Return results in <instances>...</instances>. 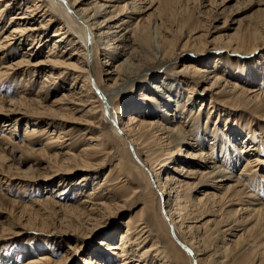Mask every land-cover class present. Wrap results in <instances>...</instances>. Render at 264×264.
<instances>
[{
    "label": "bare ground",
    "instance_id": "6f19581e",
    "mask_svg": "<svg viewBox=\"0 0 264 264\" xmlns=\"http://www.w3.org/2000/svg\"><path fill=\"white\" fill-rule=\"evenodd\" d=\"M84 1L0 0V80H15L17 76L25 75L26 70L24 66L31 63L29 59L24 58V55L16 61H10L9 63L5 61L9 51L11 52L13 47L16 46L14 44L17 41L19 45L21 40L29 39L31 42L30 45L34 44L33 47L28 46V50H31L28 56L32 54V49H34L35 45L39 48L48 41L47 46L50 48L47 51L48 55H46V58H40L35 60V63L33 62L34 66L48 68L39 86L40 89L36 92H31L27 88L24 89L28 86L26 83L21 91L22 96H20L18 103L40 102L42 99H46L52 85L54 86L53 91L62 87L63 83H65L64 81L69 77L73 82L80 80L82 85L79 88V92H74V96L77 99L73 97L74 100H79L80 102L76 101L69 106L66 105V107L60 106L58 109L48 108L47 110L55 116H62V114L69 116L71 115V111L83 112L80 117L83 120L84 116L87 117L85 121L89 125V130H98L97 134L91 133L92 135L86 138L87 134L84 132L80 133L78 131L76 135H73V127L70 129L55 130L54 128V130H50L49 127L53 128L52 124L54 122L46 121L43 118L33 120V124L29 126H27L28 122H26L23 136L28 141V145L34 144V137L43 136L46 140L45 145H48V147L56 151L53 155L56 156L57 170L61 171V168L65 167L66 169H62L63 171L61 173H64V171L67 173L78 168V170L86 172L80 178L82 181L85 180V183L92 181V187L85 193L86 198L84 200L81 201L78 199L77 205L73 207L63 204L59 205L68 213L65 215L67 217L66 219L78 225L88 223L100 216L103 210L107 212L120 210L131 201V198L139 196L143 191L139 187L133 186V175L125 173V169L121 166V160L114 165H117L116 168L118 169L114 171L116 168H109L101 180L96 179L95 173L97 172L89 174L90 171L94 170L93 168L100 164L102 166L103 162L106 160L109 161L112 156L110 154L111 151L108 150L110 135H108L109 133L106 135L104 131H101V129L106 127L108 132L116 135L120 142L128 146L130 145L136 151L138 150L137 153L139 155L142 154V160L140 159L139 162L144 165L148 173L149 171L152 173L154 180L152 187L148 185L146 187L149 192L154 189L158 193L160 201L164 194H169L168 201L164 203L167 210L161 211V217L168 229H171L172 226L179 238L180 235L178 233L180 232L178 231L184 222H190L189 220L191 219H196L204 213L213 211L211 209L216 206L219 212L226 213L220 219L221 223L226 221V225H230V223L234 222L237 223V229L240 226H242V229H246L249 225L247 230H256L255 235L254 233L250 234V239L255 242L257 249L260 251L259 253L264 254V247L260 248L264 245V202L252 192L254 191L253 181L255 183V176L260 175L256 179L258 183L260 181L258 180L259 178H264V171H260L264 169V155L262 154L264 150V144H262L264 139V88L260 86L253 88L249 85V82L245 83L246 85H240L238 82H230L227 78H223L221 73L209 76V73L212 74L211 71L207 72L204 68L197 67L199 64L198 61L195 64L192 61L185 62L179 71H174V79L169 80L172 78L170 77L171 74L168 78L165 74L160 75V72L166 70V64L174 63L181 54L188 53L187 46L191 45L186 41V43H182L174 49L172 44L175 36L172 34V39H168L162 34L163 32L169 33L168 28L164 29L162 20L158 26L156 25L155 29L161 44L158 46L159 48L156 47L155 52H151L152 58L146 62L147 58L143 57L139 50L140 48L138 50L137 48L139 46H145V43H148L147 46L153 47V44H151L152 41L150 42V38H152V27H150V21L147 22L153 14L149 13L147 17H144L143 14H145L146 10L153 9L154 7L153 12L159 13L167 7L170 0H131V7H129L128 3L105 5V3L100 4L98 2H93L91 5L84 7ZM31 5L33 8H30ZM108 7H112L113 9L108 11ZM13 8L21 10L8 14ZM129 8L131 9L128 12L129 14L135 12L138 16H141V18H138L132 24L128 19L133 18V16L128 13L127 16L125 13ZM35 11L37 14L41 11V16L47 14V16H43L38 25L37 20L35 21V17L37 16V14H34ZM53 17L55 18L53 22L58 20L60 23L57 24V28L51 34L54 38L49 44L51 39L47 38V34H45L46 30L43 27H46ZM102 17L105 18L100 20ZM5 19L9 20L7 21ZM10 20H12L11 23H9ZM31 20H34L35 23H30ZM7 22L11 25L9 29L5 27ZM246 28L243 31L239 29L240 31H237L235 36H231L230 41L224 43L227 52L244 55L253 54L258 42L264 40V32L259 27L250 26ZM63 43L64 45L60 47ZM70 45L74 47L70 49L72 51L69 53L68 58L65 60L60 59L63 56V52ZM191 47L194 48V52L198 53L199 56L203 55L202 45L195 46L193 44ZM56 48H59L60 55L54 54L57 52L55 50ZM97 53L104 55L105 60L102 64L105 67L107 79L112 80V84H109L110 87L108 88H103V84L99 78L91 75V70L87 63L88 57H94V63L96 64ZM33 54L38 55V49ZM123 56L125 59L119 64L114 65ZM157 62L163 63L158 64ZM44 63L48 65L45 66L43 65ZM111 67H113L112 70ZM126 67H129L127 72H125ZM144 74L152 79L155 75L159 74L161 79L165 77L164 80L167 78L169 81H177L186 88V92H188L187 98L182 103L178 102L176 104L172 103L174 101L173 98H170L172 102H169V98V100L163 99L165 102L162 104V101L155 96L156 92L151 93V87L146 89V87L142 86L139 95H137L139 96L137 97L138 99H134L133 97L134 100L132 102L134 101L144 108H152L148 111L147 109L138 110L137 114L131 112L122 121L121 114L127 113L131 108L129 105H127V108H124V105L120 103L121 101L118 102V90L116 86L119 83V85L128 83L134 86L137 82H145V78L141 79V76ZM57 78L58 80H63L61 84H56ZM22 79H24L23 76H21L19 84ZM164 80L156 81L152 83V86L153 89L158 88L168 93L167 97H169L173 81L165 83ZM91 81L94 82L91 83ZM202 82L206 83L207 86L203 88L202 92L200 91L203 96L199 103L203 104L205 98L208 99V102H206L208 108L206 117L204 120H201L203 121L201 122L202 124H199L201 107L194 111L193 109L196 107L194 104L195 85ZM212 89L216 91L214 92ZM209 90H211V93L208 98L204 94ZM25 93L34 94V99L28 98L25 96ZM62 96L54 100V102L59 104L67 97L65 94H62ZM158 96L160 97V95ZM193 97L194 99H192ZM12 102L14 104L16 103L12 100L9 103L11 104ZM152 103L156 104V106L157 104H162V107H165V105H168V107L169 105H173L175 108L170 109L172 112H169L167 110L168 108L158 110L151 105ZM88 104H90V107L85 110ZM1 108L2 106L0 105ZM7 110L11 112L10 108ZM179 112L181 113L180 119L182 118V114H186L185 119L173 121V118L175 119ZM215 113H217V117H213ZM105 114H108V117ZM221 115L224 116L222 117ZM241 115L245 116L241 117ZM9 116L7 117L10 118ZM104 117L109 122L106 123L103 120ZM221 118H223L224 129L230 124L233 126V124L239 123L236 125L244 124L242 127H245L248 132L242 137H239L240 134L237 132L228 131L225 134L221 129L222 127L216 123L218 119L221 122ZM236 119L237 122L235 121ZM18 121L19 118H15L14 126ZM253 121L255 122L254 124H252ZM213 122L214 125L212 124ZM10 124L7 125L10 126ZM62 124L60 126H64ZM211 124L213 127L211 126L212 128H209ZM255 125L260 130L259 133H256ZM251 132L252 134H250ZM253 132L258 134L257 143L253 141ZM62 134L69 135L70 137L71 135L72 137L76 136L80 139L86 138L85 141L87 143L82 144L83 146L77 153L72 152V148H75V144L79 139L73 140L71 143H65V141H59V138H63ZM187 139L189 140L187 141ZM66 146L71 148L70 151L66 150ZM177 151H180V154L185 152L182 155L185 158L189 157L191 160L187 162L188 165H184V163L180 164L181 171H184L185 174L194 173L199 175V184L210 181L213 188L220 192L215 193L214 190L204 193L202 197L195 196L193 198L189 188L192 184L188 181L184 182L180 180L179 177L175 178V176H170V173L164 176L165 171L162 173L164 166L172 162L173 156ZM245 152L250 155H246L243 158ZM217 158L220 159L219 162L216 161ZM240 159L244 160L240 164L241 169L239 173L235 174L234 169ZM221 162L222 164H218ZM190 167L194 168L190 169ZM166 168L169 167L166 166ZM81 180L79 182L80 188L77 187L75 189L77 197L83 191L80 185ZM197 183L196 186H198ZM129 187L130 189L127 190ZM119 190H124L123 196L119 197L117 194ZM175 198L178 199L177 202ZM35 203L39 205V209H46L51 202L46 197L45 201H38L37 199ZM52 203L53 205H58L55 201ZM162 206L163 204L160 205L161 208ZM224 206L237 207L226 210ZM182 210L183 212H181ZM193 213L197 215L193 216ZM236 214L237 218H234ZM141 215L140 219L137 220L134 216L130 215L124 221V229L118 231L116 242L104 244L102 242L104 240L100 239L99 242L103 244L100 250L101 253H94L92 257L84 258V262L86 264H151L152 262H148L147 257L150 256L151 258V256H155L158 264H177V261L172 255L179 253L177 246L170 247V250H168L165 245L160 244L159 238H156L151 241L148 247H145V242L149 241V239L147 240V236L151 232L148 223L143 217L141 218ZM229 218H231L230 221H228ZM186 227H188L186 233L180 230L184 235L191 232V229L194 228L190 225ZM235 228L233 224L224 230H219L220 233H223L221 240L226 235L233 234ZM84 233L87 234L88 232L84 231ZM145 233H148V235L144 236ZM192 233L189 236L187 235L189 239L184 236V239L180 238L179 240L182 244L186 245L182 254L187 259V264H220L217 262L211 263V258L209 260L206 258L205 262H203L204 260L199 257L201 249L197 248L198 246L195 245V241H192L193 239L190 240L191 237L196 238L199 234L193 235ZM172 235L174 236V234ZM168 236L169 238L171 237L170 235ZM209 236L210 234L206 237L209 238ZM244 238L246 237L243 234L240 235L234 245H239ZM203 240H206V238ZM169 242L171 246L172 244L177 245L172 237ZM209 244L207 242L204 249L209 247ZM242 248L240 247V249ZM108 250L112 252L111 255L105 253ZM243 253H246L245 250L229 257L231 264H245L244 261L249 257H244ZM112 257L116 258V260H112ZM67 260H69V257H63L60 261L55 262L46 259L43 264H49L50 262L51 264H60ZM115 261L118 263H115ZM40 262L42 263V261Z\"/></svg>",
    "mask_w": 264,
    "mask_h": 264
},
{
    "label": "rangeland",
    "instance_id": "374dc122",
    "mask_svg": "<svg viewBox=\"0 0 264 264\" xmlns=\"http://www.w3.org/2000/svg\"><path fill=\"white\" fill-rule=\"evenodd\" d=\"M93 2H98L100 4L105 3V5H121L123 3H128L129 7H131V0H85L83 3L84 7L91 5ZM30 8H33V6L31 5ZM154 8L146 10L145 14H143L144 17H147L149 13L153 14L147 21H150V27H152V38H150V42L152 41L151 44H153V47L147 46L148 43H145V46H139L137 48V50L140 48L139 50L143 57L147 58L146 62L150 61L152 58L151 52H155L156 47L159 48L158 46L161 44L160 38L155 32L156 25L158 26L161 20L163 21L162 25L164 26V29L168 28L170 33L163 32L162 34L168 39H172V34L175 36L173 38L175 40L172 44L174 49H176L180 44L186 43V41L191 45H202L203 48V55L199 56L198 53L194 52V48H192L191 45L187 43V45L190 46H187L188 50L185 48L188 53L181 54L176 62L166 64V70L162 68L164 71L160 72V75L165 74L168 78L171 74L170 77L172 78L169 80L174 79V71H179L185 62L187 63L188 61H192V63L195 64L197 63L196 61H198L199 64L197 67L204 68L207 70V72L211 71L212 74L209 73V76L221 73L223 78H227L230 82H238L240 85L249 82V85H251L253 88H258L259 86L264 88V40L258 42L257 48L253 51V54L249 55L237 53V55L234 53L232 54L231 52H227L224 46V43L230 41L231 36H235L237 31H243L247 29L246 27L257 26L264 32V0H170L167 7L159 13H154ZM111 9L113 8L108 7L107 10L110 11ZM20 10L13 8L10 12H8V14L16 13V11ZM129 10L131 9L129 8L125 13L127 14ZM40 13L37 14L36 11L34 12V14H37L35 17V21L37 20V25L40 23V20H42L43 16H47V14L41 16L42 14ZM129 15L133 16V18L128 19L131 24L138 18H141V16H138V14L135 12ZM7 17H9V15H7ZM104 18L105 17H102L100 20ZM5 20L8 21L9 19ZM53 20H55L54 17L51 19V21H49L46 27H43V29L46 30L45 34H47V38L51 39L49 44L54 38L51 34L57 28V24L60 23L58 20L56 22H53ZM35 21L31 20L30 23H35ZM11 22L12 20H10L9 23ZM9 23L7 22V25L5 26L6 28L8 27L7 29H9L11 26ZM193 38L195 39L191 40ZM19 43L20 44L18 45L17 41L14 44V46H16L13 47L11 52L9 51L5 61L7 63L10 61H16L24 55V58L29 59L31 62L24 66L26 74L20 75L19 77L17 76L15 80H0V105L2 106L0 109V264H43L46 259H48V261L51 260L52 262H55L60 261L63 257H69V260L66 262L63 261L60 264H86L84 262V258L89 256L92 257L94 253H101L100 250L101 247H103L102 242L107 244L117 241L118 231L124 229V221L130 215L134 216L137 220L140 219L142 212L143 214L141 215V218L143 217L148 223V227L151 232L150 235H148V233L144 234V236L148 235L147 240L149 239V241L145 242V247H148L151 241L156 238H159L161 242L160 244L165 245L168 250H170V247L177 246L179 253L176 255L172 254L173 258H175L177 261V264H187V259L182 254L183 249L186 248V245L182 244L179 240L180 238L184 239L185 237L189 239L188 236L192 232L193 235H200H198L196 238L191 237L190 240L193 239L192 241L196 242L195 245L198 246L197 248L201 249V254H199V257L204 260L203 262H205L206 258H208V260L211 258V263L217 262L220 264H231L229 257L234 254H238V252H241L242 250H245L246 253H243V256L249 257L244 261L245 264H264V254L259 253L260 251L257 249L255 242L250 239V234L254 233L255 235L256 230H247L249 225L246 229H242V226L238 227L237 229V223H230V225L234 224V227H236L234 233L226 235L223 237L224 239L221 240V235H223V233H220L219 230H224L230 225H226V221L223 223L220 222V219L226 213L219 212L216 206L211 209L213 211L204 213L196 219H191L189 220L190 222H184L180 226L181 231H185L186 233L188 231V227L186 226L189 225L193 226L194 228L191 229V232H188L186 235H184L180 230H177L180 232L178 233L180 238L177 236L176 231H174L172 226L171 229H168L166 223L161 217V211L167 210V208L164 206V203L168 201L169 194H164L160 201L158 193H156L154 189L149 192L146 187L147 185L152 187L154 180L152 173L150 171L148 173L145 170L144 165L139 162L140 159L142 160V154L139 155L137 153L138 150L136 151L130 147V145L128 146L127 144L120 142L116 135L108 132L106 127L101 129V131H104L106 135L108 133V135H110L108 150L111 151L110 154L112 156L109 161H104L102 166L100 164L99 166L93 168L94 170H89V174L97 172L95 173L96 179L101 180L107 173L108 169L111 167H114L115 169L117 167V165L114 166L115 163L121 160V166L125 169V173L133 175L132 178L135 182H133V186L139 187L143 191L139 196L131 198V201H129L125 207L121 208L120 210L108 212L103 210V213L100 216L88 223L78 225L71 220H67L65 215L68 213H66L64 208H61L59 205L63 204L73 207L77 205L78 199L81 201L84 200L86 198L85 193L88 192V190H90L92 187V181L87 183H85V180L82 181L80 178H82L86 172L83 170L80 171L78 168L67 173L65 171L64 173H61L64 169H66L65 167L61 168V171L57 170L56 156L53 155V153L56 151L51 147H48V145H45L46 140L43 136L34 137V144L28 145V141H26V138L23 136L26 122H28L27 126H29L30 124H33V120L43 118L46 121L54 122L52 124L53 128L49 127L50 130H54V128L55 130L64 128L70 129L73 127V135H76L78 131L80 133L84 132L87 134L86 138L92 134H97L98 130H89V125L87 121H85L87 117L84 116V120L80 117L83 112L71 111V115L69 116H64L62 113V116H55L49 110H47L48 108L58 109L60 106L66 107V105L69 106L70 104L79 101L74 100V98H76L74 96V92H79V88L82 85L80 80L73 82L69 77L64 81L65 83H63L62 87L53 91L52 89L54 86L52 85L50 93L46 99H42L40 102L24 104L18 103L20 96H22L21 91L26 83L28 86L24 89L27 88L31 92H36L38 89H40L39 86L41 81L44 79L43 77L45 73H47L48 68L34 66L33 62L40 58H46V55H48L47 51L50 48L47 46L48 41L39 48H37L35 45L34 49L31 48L33 50L32 54H29L28 56V53L31 52V50H28V46L31 43L30 40L24 39V41L21 40ZM33 45L34 44H31L30 47H33ZM63 45L64 43L60 47ZM70 47L71 45L66 48L65 52H63V56H61L60 59L65 60L68 58L69 53L72 51L70 49H72L74 46L71 48ZM153 48H155V50H153ZM37 49L38 55H34L33 53H35ZM55 50L57 52L54 54L60 55L61 52L59 48H56ZM97 54L98 56L96 64L94 63V57H88L87 63L90 67L91 75L99 78L100 82L103 84V88H108L110 87L109 84H112V80L107 79L105 67L102 64L105 58L104 55H100V53ZM124 59V56L121 57V59L114 63V65L119 64ZM157 63L161 64L163 62ZM43 65L46 66L48 64L44 63ZM215 65H217V67H215ZM61 68L64 69L63 67ZM128 68L129 67H126L125 72L128 71ZM112 69L113 67H111V70ZM159 74L153 77L154 80L144 74L141 76V79L145 78V82H137L134 84V86H131L128 83L121 84L122 86L119 85V83L118 86H116L118 90V102L121 101L120 103L124 105V108H127V105H129L131 108V110L127 112L128 115H126L127 113L123 115L121 114L122 121L124 120V117H128L131 112L137 114L138 110L140 111L147 109L148 111L152 108H144L141 107V105H138L136 102H132V100L135 98L138 99L137 97L139 96L137 95H139L142 86L146 87V89L151 87V93H154L155 91V96H157L162 101V104L166 99L169 100L170 98L174 99L173 102L172 99L169 100V102L171 101L173 104L178 102L182 103V101L187 98L188 92H186V88L184 85H180L175 80H172V84L174 86L172 85L170 88L171 91L169 90V97H167L168 93H165L163 90L158 88L153 89L152 83L164 80L165 78L163 77L161 79ZM21 76H23L24 79H22L19 84ZM167 78L164 80L165 83L172 82ZM56 81V84H61V81L63 80H58L57 78ZM93 82L94 81H91V83ZM205 86H207V84L204 82L195 85L194 104L196 107L193 109V111L201 107V116L198 121L199 124L203 122L201 120H204L206 117L208 108L206 103L208 102V99L205 98L203 104L199 103V101L201 102V97L203 96L201 92ZM213 90L214 92L216 91L215 89H212V91ZM210 93L211 90H209L204 95L209 98ZM62 94L67 95L66 99L62 100V102L59 104L55 103L54 100L63 97ZM158 95H160V97ZM25 96L34 99V94L32 93H25ZM192 99H194V97ZM11 100L15 101L16 103L14 104V102H12L13 104H10L9 102H11ZM161 101L159 103H161ZM205 103L206 106L204 107ZM162 104H157L156 106V104L152 103L151 105L158 110L168 108L167 110H169V112H172L170 109L175 108L173 105H169V107L168 105H165V107H162ZM89 107L90 104H88L85 110ZM9 108L11 112L7 110ZM180 114V112L177 113V117L175 119L173 118V121L185 119L186 114H182L181 119ZM105 116L108 117V114H105ZM221 116L223 117L224 115ZM244 116L245 115H241V117ZM213 117H217V113H215ZM15 118H19V121L14 126ZM103 120H105L106 123L109 122L106 117H104ZM121 120L120 122H122ZM235 121L237 122V119ZM9 123H11L10 126L7 125ZM185 123L187 124L186 121ZM216 123L218 126L222 127L221 129L224 131V133L228 131L237 132L240 134L239 137H242L248 132L245 127H242L244 124L236 125L239 123H235L233 126L230 124L226 127V129H224L223 118H221V122L218 119ZM254 123L255 122L253 121L252 124ZM61 124L64 126H60ZM212 124L214 125V122ZM212 124L209 126V128L212 126ZM254 128L256 133L260 132L256 125ZM250 134H252V132ZM62 136L63 138H59V141H65V143H71L73 140L79 139V141H77L75 144V148H72V152L75 153L81 149L83 146L82 144L87 143V141H85L86 138L80 139L76 136L72 137L71 135L70 137L69 135L63 134ZM257 138L258 134L253 132L254 143H257ZM188 140L189 139H187V141ZM262 144H264V139ZM70 149L71 148L66 146V150L70 151ZM182 154H185V152L181 154L180 151L175 152L172 162L166 165L169 168L164 166L162 173L165 171V174L163 175L166 176V174L170 173V176H175V178L179 177L180 180H183L184 182L188 181L190 184H192L189 188L193 198L195 196L202 197L204 196V193L214 190L215 193H219L220 191L214 189L210 181H205L204 183L199 184V175L194 173L185 174L184 171H181L180 164L184 163V165H188L187 162L191 161L189 157L185 158ZM262 154L264 155V150ZM246 155L248 156L250 154L245 152L243 158H245ZM243 160L240 159L239 162H237L234 169L235 174L239 173L241 169L240 164H242ZM216 161L219 162L220 159L217 158ZM218 164H222V162ZM192 168L194 167H190V169ZM117 169L118 168H116L114 171ZM260 171L262 172L264 169H261ZM259 176L260 175H256V178L254 177V191L252 192H254V194H256L258 198H261L262 202H264V178H259L258 180L260 181L258 183L256 179ZM80 180L82 181L80 185L81 188H83V191L77 197L75 194V189H77V187L80 188ZM196 183L198 186H196ZM129 189L130 187L127 188V190ZM123 191L124 190H119L117 192L119 197L123 196ZM46 197L47 200H50L51 202L49 207L46 209H39V205L36 204L35 201L37 199L38 201H45ZM53 201L58 203V205H53ZM175 201L177 202L178 199L175 198ZM160 202L163 204L162 208L160 207ZM233 207L237 206H224L226 210ZM181 212H183V210ZM196 215V213H193V216ZM231 218H229L228 221H230ZM234 218H237V214L234 216ZM84 227L87 229H84ZM84 231H87L88 233L85 234ZM172 234H174V236ZM208 234H210L209 238L206 237ZM242 234L246 238H244V240H242L239 245H234L237 241V238ZM168 235L174 238L177 245H170L169 241H171V237L169 238ZM202 238H206V240H203ZM100 239H103L104 241L99 242ZM207 242L210 243V246L204 249ZM240 247L243 248L240 249ZM262 247H264V245H262L260 248ZM105 253L107 255L112 254L110 250L105 251ZM151 254L153 255V253ZM154 257L151 256L150 258V256H148V262H152L151 264H158V261L156 262V257ZM112 260H116V258L112 257ZM39 261H42V263H39ZM115 263L118 262L115 261ZM49 264H51V262Z\"/></svg>",
    "mask_w": 264,
    "mask_h": 264
}]
</instances>
